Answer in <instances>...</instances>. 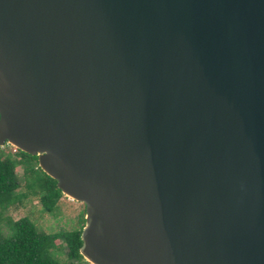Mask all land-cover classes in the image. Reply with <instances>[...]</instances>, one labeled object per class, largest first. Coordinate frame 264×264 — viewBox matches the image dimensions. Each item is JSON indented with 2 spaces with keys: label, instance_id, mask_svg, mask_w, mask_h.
Here are the masks:
<instances>
[{
  "label": "water",
  "instance_id": "water-1",
  "mask_svg": "<svg viewBox=\"0 0 264 264\" xmlns=\"http://www.w3.org/2000/svg\"><path fill=\"white\" fill-rule=\"evenodd\" d=\"M6 144L91 264H264V0H0Z\"/></svg>",
  "mask_w": 264,
  "mask_h": 264
},
{
  "label": "trees",
  "instance_id": "trees-1",
  "mask_svg": "<svg viewBox=\"0 0 264 264\" xmlns=\"http://www.w3.org/2000/svg\"><path fill=\"white\" fill-rule=\"evenodd\" d=\"M14 149L21 153L17 160L7 155L0 146V201L11 205L21 202L31 193L40 197L46 212L55 213L64 197L57 180L40 167L37 155ZM20 165L24 167L25 186L30 193L17 195L22 186L17 172ZM9 224L11 234L0 237V264H91L80 251L83 245L82 231L86 224V209L80 217L79 226L70 231L55 233L41 231L29 217L12 220ZM58 241L67 249L65 263L56 255L61 246Z\"/></svg>",
  "mask_w": 264,
  "mask_h": 264
},
{
  "label": "rangeland",
  "instance_id": "rangeland-1",
  "mask_svg": "<svg viewBox=\"0 0 264 264\" xmlns=\"http://www.w3.org/2000/svg\"><path fill=\"white\" fill-rule=\"evenodd\" d=\"M7 155L17 160L21 153L14 149L11 144L2 146ZM17 172L21 178L22 186L17 191V195L22 193H30L25 186L24 167H17ZM8 203L0 201V237H7L11 234L10 221L19 220L23 217H29L38 226L39 230L47 233H55L59 231H70L77 228L80 224V217L86 209L83 202L77 201L64 194L59 203V207L55 213H48L43 209L40 197L34 194H28L22 201L7 205ZM61 245L56 251V255L63 261L67 262V249L61 241ZM79 264V263H76Z\"/></svg>",
  "mask_w": 264,
  "mask_h": 264
},
{
  "label": "bare ground",
  "instance_id": "bare-ground-1",
  "mask_svg": "<svg viewBox=\"0 0 264 264\" xmlns=\"http://www.w3.org/2000/svg\"><path fill=\"white\" fill-rule=\"evenodd\" d=\"M70 197V196H69ZM70 198H72V197H70ZM73 199V198H72Z\"/></svg>",
  "mask_w": 264,
  "mask_h": 264
}]
</instances>
